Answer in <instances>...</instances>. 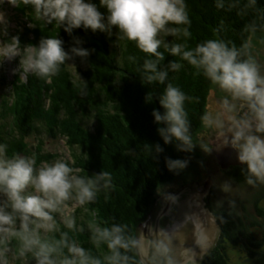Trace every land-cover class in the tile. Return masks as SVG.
<instances>
[{"label":"clouds","instance_id":"clouds-1","mask_svg":"<svg viewBox=\"0 0 264 264\" xmlns=\"http://www.w3.org/2000/svg\"><path fill=\"white\" fill-rule=\"evenodd\" d=\"M0 0V66L5 61H15L12 74L19 73L21 80L28 74L51 79L67 62H87L92 49L83 47L84 41L74 30L101 33L111 38L134 42L145 54L137 67L141 87L163 85L162 90L146 91V105L155 102L149 113L155 126V135L160 143L146 144V149L159 155L163 146H171L177 153H191L197 147L208 152L205 144L194 143L185 111V102L190 98L168 80L169 72L178 71L182 63L169 60L162 65L164 53L178 57L223 91L226 96L220 101L226 113L235 111L238 102L244 111L225 124L214 119L210 113L202 115L206 126L219 127V138L235 153V160L246 170L245 182L254 185L264 182V75L251 56L240 58L247 43L237 48L221 39H206L192 48L167 37H190V24L184 0H25L31 3L38 18L55 22L57 27L70 38L67 49L57 35L41 37L35 43H22L19 34H9L8 19ZM250 5L255 0H248ZM220 9L222 5L215 3ZM103 9V11H101ZM33 28L32 24L26 25ZM162 50V51H161ZM132 60V57H129ZM81 84L86 88V82ZM83 92V89H82ZM6 145L0 143V246L10 239L18 241V256L28 264H126L122 250L129 244L136 245L125 236V225L113 223L102 225L93 219L84 227L89 233V242L94 247L103 245L101 256L68 238L67 232H59L54 214H61L68 201L76 205L93 203L98 194L111 188V175L97 171L81 175L79 169L70 167L63 160L44 163L34 167V160L23 155H5ZM165 168L179 174L187 167V160L165 157ZM31 188L29 192L28 189ZM225 182L222 190L227 191ZM166 201H175L171 193H161ZM64 227L83 231L76 226L70 215H61ZM59 232L58 238L46 234ZM0 264H7L0 250Z\"/></svg>","mask_w":264,"mask_h":264},{"label":"trees","instance_id":"trees-1","mask_svg":"<svg viewBox=\"0 0 264 264\" xmlns=\"http://www.w3.org/2000/svg\"><path fill=\"white\" fill-rule=\"evenodd\" d=\"M184 3L190 21V37L166 39L183 43L186 48H192L206 39H221L240 48L242 44H248L253 34L264 33V0H255L252 5L248 0H184ZM215 3H220L222 7L217 9ZM17 9L34 26L15 30L14 34H19L22 43H35L41 37L54 38L59 35L67 49L70 38L62 30L52 29L46 19L38 18L30 2L21 0ZM73 34L84 41L83 47L93 50L87 62L83 65L79 60L73 62L76 76L68 69V62L62 65L50 79L55 85L54 93H50L53 87L47 86L48 79L28 74L26 81H23L19 73L16 74L12 85L14 101L4 113L7 118L10 117L6 120L10 119L8 127V122L4 123L5 119L0 116V143L6 145L5 155L8 157L25 156L26 153L33 157L39 156L35 158L34 166L39 168L52 160L41 154V143H37V148H29L26 139L47 129L44 134L64 141L70 167L79 169V174L107 171L111 175L112 186L106 190L107 198L102 191L93 203L86 204L90 211L86 222L78 219L79 209L70 215L75 219L76 226L84 228L83 231H77L75 227L72 230L65 228L57 214H54L59 232H67L70 240L90 250L93 255L102 257L106 249L103 245L92 246L87 228L84 227L92 221L93 210L97 223L105 226L123 224L125 236L129 241L134 240L156 189L174 179H183L185 175V169L179 174L167 171L165 157L187 162L193 157L192 153L175 152L170 145L161 144L163 152L159 155L146 149V144L160 143L149 115L151 109L158 105L155 102L146 105L143 97L147 90L159 91L163 85L141 87L137 67L145 54L136 48L134 42L116 40L115 29L111 38L79 29L74 30ZM247 54L248 48L243 49L240 58H247ZM169 60L183 64L178 71L169 72L166 82L180 88L190 98L184 107L190 133L194 136L203 124L201 117L207 112L212 84L191 66L179 61L178 57H171L165 52L161 64L166 65ZM80 78L86 82V88ZM8 112L11 113L7 115ZM261 211L262 214L254 218H247L242 213L236 218L235 224L222 221L216 246L203 264H230L225 253L227 244L240 248L245 254L242 264H264V210ZM59 232L46 235L58 238ZM133 246L130 243L128 249L122 250V255L128 258L126 264H139ZM0 250L6 256H16L20 263L25 262L18 256V241L14 239L0 246ZM28 264H32L30 258Z\"/></svg>","mask_w":264,"mask_h":264},{"label":"rangeland","instance_id":"rangeland-1","mask_svg":"<svg viewBox=\"0 0 264 264\" xmlns=\"http://www.w3.org/2000/svg\"><path fill=\"white\" fill-rule=\"evenodd\" d=\"M18 2H21V0H7L3 5V10L5 11L9 22V34H14L16 29L21 27L24 28L29 24V21L24 17V14L17 9ZM47 24L51 25L52 29H59L55 22L47 21ZM247 48V57H252L258 65L261 75H264V33L253 34L248 41ZM67 65L70 72L76 76V65H74L73 62H68ZM14 67L15 61L11 63L5 61V63L0 66V116L5 119L4 123L8 122L6 127L10 124V119L6 121L10 117L7 118L4 113H6L7 106L9 110L14 101V89L12 87V85L14 86V81L16 79V76L12 74V69ZM23 81H26V79H23ZM46 83L48 87H53V89H50V93H54V91H56L54 90V82L48 79ZM225 96L226 94L223 91L212 85L209 90L206 109L207 113H210L214 119L223 122L225 126H227L230 123L228 117L232 116L235 118L240 115L244 111V106L238 102L232 101V103L237 104V107L232 113H226L220 104V101ZM3 102L7 105H4ZM9 113L11 112H8L7 115H9ZM46 130L47 129L40 130L41 134L37 135L38 137L31 135L26 139L29 148L31 146L36 147L39 142L42 145L41 154L52 160L51 162L63 160L64 162H68L69 166H71L69 154L64 141L59 137L47 136V134H44V131L46 132ZM220 131L221 129L215 125L206 126L203 123L197 133L192 137L194 143L198 144L202 142L205 144L208 148V152L201 151L199 147L194 149L191 152L193 158L187 163L183 179H174L173 181L159 187L154 192L153 199L150 201L145 211L146 213H144L145 218L138 226L134 239L138 242L133 247L139 264H142V262L139 258L140 256L137 246L143 238V246L146 247L148 242L146 237L148 233L150 234V232H152L154 222L156 221L155 219L158 218L159 229L162 230L164 227L165 229L169 226L171 227L173 225L171 223L172 220H175V218L180 219L181 215H184L186 212L189 213L194 207H198L196 196L200 195L201 192L206 189V186H208V189L205 194L202 195V201L204 202L203 212L211 216V218H209L211 221L215 222L216 227L213 226L211 242H209L210 246L207 249H203L202 244L198 243L197 250L199 254L197 258L193 256L194 258L192 260H188L184 264L204 263L206 256L216 246L221 232L222 221L224 223H226V221H231L235 224L236 218L241 216L242 213L247 215V218H254V216L262 214L261 210H264V182H257L254 185L247 184L245 182L246 170L240 163L229 164L224 168L220 165L218 160L219 156L234 155L233 157H235L234 151L227 147L219 138L218 134ZM51 136H53V134H51ZM25 156L32 158L34 160V166H36L35 158L39 156L33 157L30 154L27 155V153ZM225 182L229 185L227 191L222 190V185ZM28 191L30 192L31 188H29ZM161 193H171L175 197V201L164 200ZM68 202L70 204H65L62 207L61 214H57V218L61 221V215H71L79 209L80 212H77L78 219L86 222L90 214L86 205H76L72 201ZM167 202L171 205L168 213L163 212V206ZM257 211L259 213H257ZM142 234L144 235L142 236ZM255 234L257 235V231ZM225 253L230 264H242L245 260V254L238 247H233L227 244L225 245ZM3 258L6 260L7 264H25V262H18L16 256H6L3 254Z\"/></svg>","mask_w":264,"mask_h":264},{"label":"water","instance_id":"water-1","mask_svg":"<svg viewBox=\"0 0 264 264\" xmlns=\"http://www.w3.org/2000/svg\"><path fill=\"white\" fill-rule=\"evenodd\" d=\"M233 156H219L220 165L224 168L229 164H239ZM207 189L208 186L200 195L196 196L198 207H194L189 213L186 212L181 215L180 219L175 218V220H172L171 218L173 224L171 227L169 226L167 229L164 227L161 230L158 226V218L155 219L154 228L146 237L148 239L146 247L143 246V238V240L140 238V243L137 246L142 264H184L194 257L197 258L199 254L197 250L198 242L208 238L206 248L210 246L209 242H211L215 222L210 220L211 216L203 212L202 195L205 194ZM170 206V203H165L163 212L168 213Z\"/></svg>","mask_w":264,"mask_h":264},{"label":"bare ground","instance_id":"bare-ground-1","mask_svg":"<svg viewBox=\"0 0 264 264\" xmlns=\"http://www.w3.org/2000/svg\"><path fill=\"white\" fill-rule=\"evenodd\" d=\"M90 74H91V73H90ZM49 112H50V111H49ZM207 239H208V238H205L203 242H202V241H201V242H198V243L202 244V247H204L203 249H207V248H208V247L206 248V244H207V242H208Z\"/></svg>","mask_w":264,"mask_h":264}]
</instances>
